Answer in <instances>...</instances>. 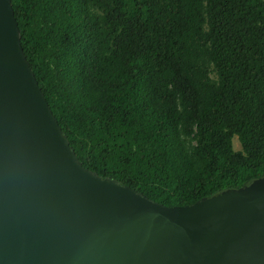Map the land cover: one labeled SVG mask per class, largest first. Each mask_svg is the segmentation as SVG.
<instances>
[{"label":"trees","instance_id":"1","mask_svg":"<svg viewBox=\"0 0 264 264\" xmlns=\"http://www.w3.org/2000/svg\"><path fill=\"white\" fill-rule=\"evenodd\" d=\"M11 2L85 168L165 206L264 175V0Z\"/></svg>","mask_w":264,"mask_h":264},{"label":"water","instance_id":"2","mask_svg":"<svg viewBox=\"0 0 264 264\" xmlns=\"http://www.w3.org/2000/svg\"><path fill=\"white\" fill-rule=\"evenodd\" d=\"M0 264H264V175L165 206L85 168L0 0Z\"/></svg>","mask_w":264,"mask_h":264},{"label":"rangeland","instance_id":"3","mask_svg":"<svg viewBox=\"0 0 264 264\" xmlns=\"http://www.w3.org/2000/svg\"><path fill=\"white\" fill-rule=\"evenodd\" d=\"M211 76L215 77L213 74ZM232 144H233V148L235 151L241 150V146H240V143H239L237 137L233 138Z\"/></svg>","mask_w":264,"mask_h":264}]
</instances>
